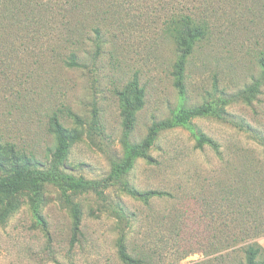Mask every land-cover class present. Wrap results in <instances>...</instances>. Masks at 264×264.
I'll return each mask as SVG.
<instances>
[{"label":"rangeland","instance_id":"1","mask_svg":"<svg viewBox=\"0 0 264 264\" xmlns=\"http://www.w3.org/2000/svg\"><path fill=\"white\" fill-rule=\"evenodd\" d=\"M173 7L209 27L187 65L185 97L173 76L177 49L165 33ZM72 53L77 67L67 64ZM262 58L264 0H0V136L46 164L56 150L52 128L58 117L82 130L68 155V171L100 179L110 172L112 159L123 156L117 92L134 79L146 93L135 143L182 104L234 99L224 119L193 120L218 151L198 147L189 130L174 128L159 134L149 159L135 161L132 184L168 196L149 204L118 191L111 196L138 214L134 241L157 252L156 264H218L215 236L228 230V223L233 228L237 212L224 197L261 199L264 230ZM257 80L262 86L253 101L238 99ZM95 119L102 133L92 131ZM238 121L251 131L238 128ZM73 201L84 213L79 242H74L71 207L54 186H47L34 208L45 225L27 200L15 209L1 206L0 264H123L109 213L100 211L91 194ZM258 242L264 247V237Z\"/></svg>","mask_w":264,"mask_h":264},{"label":"trees","instance_id":"2","mask_svg":"<svg viewBox=\"0 0 264 264\" xmlns=\"http://www.w3.org/2000/svg\"><path fill=\"white\" fill-rule=\"evenodd\" d=\"M175 9V7L169 9L171 17L165 23V33L177 49L178 60L174 65L173 76L180 96L185 97L187 65L197 46L207 38L209 27L197 15L191 12L178 13ZM96 33L99 35L100 30L97 29ZM67 64L70 67L79 65L75 54H71ZM259 64L262 80H264V58ZM262 80H257L244 89L238 99L241 97L244 102L251 103L261 91ZM117 94L123 119L121 144L124 151L123 156H115L112 159L110 172L103 178L77 177L68 171V155L73 145L82 138V130L78 127H67L58 117L53 119L52 128L57 141L56 150L46 164L22 152L15 144L5 143L0 136V218L1 206L15 209L26 200L32 205L33 210L34 208L36 210L47 186H54L62 192L66 203L71 207L74 242H79L83 235L84 213L81 204L74 202L73 198L91 194L97 199L100 211L109 213L117 227L115 243L121 262L123 264H156L157 252L144 249L134 241L133 234L138 214L131 212L129 205L121 197L118 201H114L111 197L112 193L118 191L145 204H149L155 198L168 196L167 192L141 190L132 184L130 175L136 167L135 161L142 157L149 159L148 152L156 143L159 134L174 128L189 130L198 147L210 145L218 151V144L199 130L193 120L203 117L224 119L227 115V107L234 99L219 97L198 106L182 104L172 112L170 117L153 122L144 141L135 143L132 141V135L138 113L145 106V88L136 78ZM74 118L76 124H80L81 119L77 115H74ZM235 125L241 130L251 131V127L244 121L243 123L238 121ZM91 129L97 134L102 133L97 119L94 120ZM262 144L264 145V141ZM231 197L232 195L228 199L224 197V201L228 203L230 200L229 206L237 207L236 218L231 220L233 228L228 223L230 228L221 230L219 235L215 236L216 246H213L215 253H218V264H264V247L258 242V239L264 237L263 218L259 211L261 207H257V202L261 199H250L242 194ZM246 202L252 206V211L248 205H245ZM8 213L9 210L6 214ZM35 216L40 224L45 225V221L38 212H35Z\"/></svg>","mask_w":264,"mask_h":264}]
</instances>
